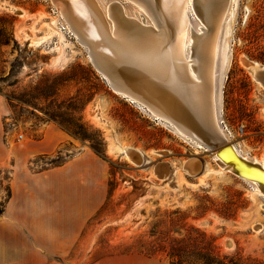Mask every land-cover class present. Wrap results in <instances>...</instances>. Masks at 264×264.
Returning <instances> with one entry per match:
<instances>
[{
  "label": "rangeland",
  "instance_id": "374dc122",
  "mask_svg": "<svg viewBox=\"0 0 264 264\" xmlns=\"http://www.w3.org/2000/svg\"><path fill=\"white\" fill-rule=\"evenodd\" d=\"M116 1L152 24L125 0L97 3L105 13ZM54 8L0 0V264L196 263L210 252L264 264V197L252 182L218 171L212 151L114 92L56 28ZM188 14L187 43L203 28ZM249 60L264 65V0H230L216 52L218 121L241 155L264 164V88L241 63ZM32 140L47 151L16 168Z\"/></svg>",
  "mask_w": 264,
  "mask_h": 264
},
{
  "label": "bare ground",
  "instance_id": "6f19581e",
  "mask_svg": "<svg viewBox=\"0 0 264 264\" xmlns=\"http://www.w3.org/2000/svg\"><path fill=\"white\" fill-rule=\"evenodd\" d=\"M125 1L139 10L142 20L147 15L152 24L128 17L117 1L103 13L97 0H51L56 8L52 18H59L72 32L114 92L144 107L155 119L164 121L204 150L208 148L203 142L215 138L220 145L214 152L218 171H229L252 182L256 192L264 197V175L259 174L261 180L241 176L234 168V156L243 160L244 168L239 169L243 172H264V164L241 155L223 137L218 121L216 85L220 80L217 82L215 74L216 52L230 0ZM190 8L203 28L194 30L191 42L187 43ZM241 63L249 69V62ZM221 148L224 150L219 156L216 152ZM125 153L132 159L138 158L137 151L132 149Z\"/></svg>",
  "mask_w": 264,
  "mask_h": 264
},
{
  "label": "crops",
  "instance_id": "0c3cea01",
  "mask_svg": "<svg viewBox=\"0 0 264 264\" xmlns=\"http://www.w3.org/2000/svg\"><path fill=\"white\" fill-rule=\"evenodd\" d=\"M5 111H6V102L0 96V151L2 150L3 146H5V144H6V142H4V140H3V126H2V117L5 113ZM42 143L43 142H41V140H32L30 143H27L26 147L24 148V150H25L24 152L26 153V156L23 159H19L17 162V165H15V167L19 168L22 166L21 164L23 161L28 160L30 157H33L36 154L46 152L47 150L44 148V145ZM48 171H49L50 175H55V176L60 173L58 170L54 171L53 169H49ZM16 174H17V169H15V171H14V175H16ZM39 178H42V176L41 177L39 176ZM55 181L47 182L48 186L52 185L54 188L60 187V184H56ZM12 186H13V190L18 188V184L16 183V178H14V177H13ZM87 189H88V187L85 186V193L88 192ZM85 214H86V216L89 215L88 210L86 211ZM132 264H166V263L164 261H155V260H150V259H136L135 258V259H133Z\"/></svg>",
  "mask_w": 264,
  "mask_h": 264
},
{
  "label": "water",
  "instance_id": "95a60500",
  "mask_svg": "<svg viewBox=\"0 0 264 264\" xmlns=\"http://www.w3.org/2000/svg\"><path fill=\"white\" fill-rule=\"evenodd\" d=\"M16 14L18 15V14H20L19 12H16ZM253 62H255V61H251V60H249V63H248V66H249V69H248V72L250 73V75H251V77L255 80V82H257V83H259L263 88H264V65L263 64H260L259 63V65L258 66H254V64H253ZM258 63V62H257ZM186 77H187V80L189 81V82H191L192 80H191V78H189V76H188V74H187V72H186ZM109 85H110V83H109ZM111 86V88H112V85H110ZM185 96V95H184ZM213 138V137H212ZM216 140H215V138H213V139H210L207 143L206 142H203V144L208 148V150H210V151H212L213 153L216 151V149H217V147H219L220 145L219 144H217V142H215ZM223 144V143H222ZM226 147V146H225ZM224 147V148H225ZM222 150H224V149H220V150H217V152H216V154H218L219 156H220V154H221V152H222ZM232 154V158H233V153H231ZM234 158L236 159V161H235V170H237V173L238 174H240L241 176H243V177H245V178H258V179H260L261 180V177H260V175L261 176H263L264 175V172H263V170L261 169H258L260 172L258 173V174H256L258 171H256V173L254 172V171H251V170H249V171H251V172H247V171H245V172H243V171H240L241 169H243L244 167L242 166V164H243V160H241L240 158H236L235 156H234ZM240 162V163H239ZM243 167V168H242ZM240 169V170H239ZM260 174V175H259Z\"/></svg>",
  "mask_w": 264,
  "mask_h": 264
},
{
  "label": "trees",
  "instance_id": "16d2710c",
  "mask_svg": "<svg viewBox=\"0 0 264 264\" xmlns=\"http://www.w3.org/2000/svg\"><path fill=\"white\" fill-rule=\"evenodd\" d=\"M1 93V89H0ZM8 100L11 98L6 96ZM96 153H100L98 149L94 148ZM196 263H185L184 261L180 260V258H171L169 264H249V258H242L238 255H221L216 254L214 252H210L207 254H198Z\"/></svg>",
  "mask_w": 264,
  "mask_h": 264
},
{
  "label": "built area",
  "instance_id": "2783aa9c",
  "mask_svg": "<svg viewBox=\"0 0 264 264\" xmlns=\"http://www.w3.org/2000/svg\"><path fill=\"white\" fill-rule=\"evenodd\" d=\"M56 14V13H55ZM60 20V19H59ZM61 22V20H60ZM58 30L63 33V34H66L67 37H73V34L72 32L61 22L59 23V26H57Z\"/></svg>",
  "mask_w": 264,
  "mask_h": 264
}]
</instances>
